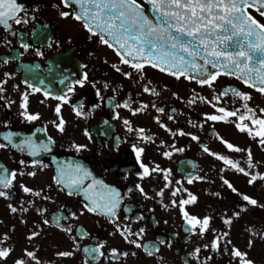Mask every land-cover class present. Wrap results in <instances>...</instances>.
<instances>
[{"label":"snow or ice","instance_id":"snow-or-ice-1","mask_svg":"<svg viewBox=\"0 0 264 264\" xmlns=\"http://www.w3.org/2000/svg\"><path fill=\"white\" fill-rule=\"evenodd\" d=\"M54 7L61 18L78 21L89 34V39L96 37L100 44L111 49L117 57V62L111 63V68L124 79L134 80L139 85L137 96L150 97L148 100H133L128 96L122 103L117 102L115 93L123 90L121 83L112 89L113 96L108 98L109 106L114 109L113 118L121 121L126 135L131 134L135 138V142L130 143V149L138 165L137 182L133 188L128 189V193L135 190L145 200L161 198L163 207L178 209L186 226L185 232L190 236L204 238L209 233L212 234L206 242L193 246L192 251L186 254L184 264H209L215 254L221 253L229 256V264H255L248 251L233 244L231 226L250 207L264 208V203L252 195L241 193L229 179L221 175L219 179L239 197V201L232 208L231 214L227 208L221 211L220 219L224 227L214 228L213 215L201 216L189 210L188 206L198 202V196L185 186L196 182L210 183L211 178L206 174L190 172L182 175L181 179H176L172 169L163 168L154 161L144 162L145 145L156 142L155 134L145 127L135 125L132 119L121 116L115 109H125L131 117L154 111L156 114L152 116L153 121L172 137V143L160 139L159 146L165 149L160 154L165 158L170 159L173 153H182L190 148V144L178 147L175 142L177 136L188 137L200 144L204 153L221 162L219 172L230 170L242 174L250 186L257 182L264 183V157L257 158L251 147H240L217 133L216 138L226 151H213L201 142L196 132L186 130L183 126L175 129L170 127L164 118L175 123L177 109L170 108L166 112L164 106L151 99H160L168 86L164 85L158 90L151 80L146 79L145 71L146 68H151L175 80L184 79L210 90L209 95H201L196 89H192L190 97H181L177 92H171L173 98L193 109L200 103L212 109L210 112L200 113V118L195 121L187 113H182L191 128L200 130L209 122L212 125L230 123L264 150V107L253 106L250 91L230 84L219 89L216 87L218 79L225 76L235 78L245 88L264 96V0H59ZM37 12L39 6L33 7L32 15H29L28 8L19 0H0V27L5 32L4 36H0V47L11 49L12 42L7 38L8 35H20L14 26L31 23L36 19ZM53 44L59 46V41H51L47 47H52ZM20 47L25 51L32 49L38 57L44 56L39 47L34 48L33 45L23 42L22 37ZM23 54L9 51L0 57V63L7 65L12 60H19ZM122 66H127L128 70H124ZM13 78L14 74L7 71L0 78V101H4V107L10 109L15 103L5 95L11 88L19 93V116L27 122H33L40 119V113L29 111V97L35 93H42L45 98L52 97L57 103L53 109L55 119L49 123L60 134L66 131L67 124L62 115L63 105L70 104L77 117L87 118L89 115L83 111L82 102L71 104L70 94L75 93L76 86L83 87L85 83L92 85L99 98V102L92 105L93 108L100 107L105 99L101 95V89L96 87L97 82L88 79L87 72L75 79L64 76L59 83L65 85L66 91L55 94L27 78L10 84ZM21 83L24 85L23 91L20 90ZM39 84L43 85L44 80H40ZM102 87L107 90L110 85L105 81ZM237 101L239 107L235 106ZM0 124L5 129L10 128V121L7 119L0 121ZM47 132L48 126L45 124L29 135L12 130L0 133L3 141L0 142V149H14L30 158L17 159V167L11 169L0 163V199L7 203L11 214L19 217L21 224H28L25 214L29 211L39 217L25 233L24 239L28 243L20 248L18 255L15 254L16 245L11 242L16 225L11 224L0 232V264H8L9 260L11 264H45L39 255L40 245L36 241L41 239L47 228H55L71 240L67 249L54 253L57 258L69 259L77 252H82V264H127L128 259L136 257L139 250L147 257L155 259L156 264H168L162 254V246L171 248V241L160 237L146 240V227L133 228V223L139 224L144 219L142 213H136L130 204L125 203V195L120 188L98 178L85 164L76 160L59 161L52 155L51 163L55 166V172L51 183L37 187L23 182L24 177L34 178L38 172L50 167L40 157L44 153H53L57 140ZM37 133H45L46 139L40 140ZM83 135L88 140L92 139L87 129L83 130ZM116 142L118 146L120 137L116 138ZM69 147L75 152L88 149L86 143L72 142ZM234 153H240L241 156L236 157ZM189 163L193 169H197L196 164ZM156 176L160 177L162 187L155 195H150L142 181ZM17 191L30 198H17ZM53 191L65 193L69 197L82 196L79 212L66 213L63 208H58L50 213L42 204L55 203L51 194ZM166 191L168 203L164 204ZM213 195L220 197L221 194L215 192ZM34 198H38L40 203ZM85 212L106 219L113 226L109 235L119 236L130 248L109 246L107 240H97L91 246L81 247L80 241L90 238L92 234L82 225L77 227L67 221L78 220ZM245 231L249 235V250L257 239L264 241V226L257 227L254 223H249ZM203 251L209 254L202 256ZM48 264H52V261L49 260Z\"/></svg>","mask_w":264,"mask_h":264},{"label":"flooded vegetation","instance_id":"flooded-vegetation-1","mask_svg":"<svg viewBox=\"0 0 264 264\" xmlns=\"http://www.w3.org/2000/svg\"><path fill=\"white\" fill-rule=\"evenodd\" d=\"M26 5L29 15H32V9L39 6V12L35 13L36 19L27 25L14 26L19 36L8 35L11 40V49L0 47V57L12 51L13 54L23 52V56L19 60H12L7 65L0 63V78L5 71L14 74L10 84L19 83L25 78L30 82H35L39 87L45 90H50L54 94L62 90L66 91L65 85L59 83L64 76H69L72 79L78 78L82 73H88L90 81H96V87L101 89V95L104 96V102L100 107L93 108L92 105L99 102V98L95 94V89L91 84L85 83L83 87L76 86V91L71 95V104L83 103V111L89 113L87 118L77 117L70 104L62 106V115L67 121L66 131L60 134L49 123L55 119L54 107L57 101L52 97L45 98L42 93H35L29 97V111L39 112L40 119L33 122H27L19 116V93L9 89L5 95L8 99L14 100L10 109L4 107V101H0V121L7 119L10 121V128L5 129L3 124H0V133L6 130L19 132L22 135H29L36 128L48 126V135H52L57 144L54 147L53 153H44L40 158L45 163L50 165L49 168L38 172L34 178L24 177L23 182L29 186L44 187L51 183V177L54 175L55 166L51 163V156L54 155L59 161L76 160L85 164L91 169L98 178L103 179L106 183L113 184L120 188L122 194L125 195V203L130 204L136 213H142L144 219L139 221V224L133 223V228L144 226L147 228L146 240H154L156 237L171 241V248L162 246V254L168 261V264H184L187 259L186 254L192 251L195 244H202L211 237V233L207 237L199 238L190 236L185 232V225L181 218L180 212L175 208H165L161 204V198L145 200L140 194L133 190L128 193L129 188L134 187L137 182L136 171L138 165L135 163V156L130 149V143L135 142V138L131 134L125 133V129L121 121L113 118L114 109L109 106L108 98L113 96L112 89L116 88L121 83L123 90L115 93L116 101L123 102V99L131 96L133 100L144 99L148 100V95L137 96L139 85L134 80L124 79L120 74L116 73L111 68V63L117 62V57L114 52L106 46L100 44L96 37L88 38V33L83 29L78 21L71 18H61L58 15L54 5L59 3V0H19ZM35 33V35H34ZM5 32L0 27V36H4ZM21 37L23 42L39 47L43 52V57H38L35 52L30 49L25 51L20 47ZM59 41V46L53 44L52 47H47L51 41ZM107 61V63L105 62ZM86 66V67H85ZM124 70H128L127 66H122ZM146 79L153 82L158 90L164 85L168 86V90L164 91L160 99L151 97L156 103L164 106L166 112L170 108L177 109V121L165 122L173 129L183 126L186 130L196 132L201 142L207 144L213 151L225 152L224 146L216 138L218 133L220 136L229 140L240 147H251L254 155L257 158L264 157L262 150L253 140L246 134L239 132L230 123H206L200 130L191 128L186 123L185 115H190L192 120L200 118V113L204 111H212L206 104L200 103L194 109L188 105L176 100L171 96V92H177L181 97H190L191 90L196 89L201 95H209L210 90L205 87L201 88L196 83H190L184 79L175 80L167 75L161 74L151 68H146ZM44 80V84L40 85L39 81ZM107 81L110 85L109 89H103V83ZM67 83V82H66ZM233 85L241 90L250 91L253 96V106L264 107V96L257 93L255 90L245 88V86L235 78L221 76L216 82V87ZM24 85L21 83L20 90L23 91ZM43 101V103H42ZM231 106V100H229ZM236 107H239L237 101ZM119 111L121 116L129 117L137 126L145 127L150 133L156 136L154 144L145 145V153L143 154L144 162L154 161L160 164L163 168L172 169V173L176 179H181L182 175H187L192 172L194 174H206L211 178L212 182H196L192 185H185L192 193L198 196V202L195 205L188 206L189 210L198 215H213L214 219L212 226L221 229L222 225L220 213L223 209H229L231 214L232 208L239 201V197L232 193L223 182L219 179L221 175L229 179L233 185L241 192L252 195L264 203V183L257 182L253 185L247 183V178L239 173L230 170L219 172L222 166L221 162L216 161L212 156L204 153L195 141H191L188 137L177 136L175 138L176 145L183 147L191 145L190 148L182 153H173L172 157L165 158L160 153L165 150L160 147V139L166 143H172V137L161 129L152 119L156 113H149L131 117L125 109H115ZM107 121V123H105ZM87 129L92 139L88 140L83 135V130ZM40 140H45V133H37ZM120 137V143L117 146L116 138ZM18 139V138H17ZM0 142H3L0 139ZM72 142L86 143L88 149L75 152L69 145ZM236 157L241 156L240 153L233 154ZM20 158L30 159L23 156L14 149H0V163L11 168L17 167L16 160ZM192 162L197 165V169L191 167ZM202 170V171H200ZM145 190L150 195H155V192L162 187V182L159 176L152 179L142 181ZM55 187V186H53ZM219 192L221 195L217 197L213 193ZM52 196L55 203L43 202L42 206L47 207L50 213H54L58 208H63L65 212L77 211L80 209L82 196H67L65 193L53 191ZM23 196L25 200L30 197L27 194H22L17 191V198ZM37 202L40 203L38 198ZM163 203H168V194L165 192ZM28 224L19 223V217L11 214L7 208V203L0 199V232H3L11 224L16 225V231L12 236V243L16 245V253L19 254L20 248L24 247L28 242L24 239L25 233L31 228L34 220L39 217L32 211L25 214ZM158 221V223H156ZM167 221V223H165ZM75 226H83L92 234L90 238L80 241L81 247L84 245L91 246L95 241L107 240L108 245H119L124 249H129L130 246L125 244L119 236H110L113 231V226L103 217H99L85 212L79 216L78 220H68ZM249 223H254L257 227L264 226V208L250 207L249 210L242 214L241 218L236 220L231 226V239L234 245L242 250L249 252V257L254 260L255 264H264V241L256 240L252 248H247L249 239L248 232L245 231ZM39 255L44 259L45 264L51 260L52 264H82L83 253L77 252L76 255L69 259L57 258L54 253L57 250L67 249L71 245V240L62 232L55 228H47L45 234L39 241ZM209 253L203 251L202 256ZM158 259V258H157ZM11 264V260L8 261ZM102 264V262H101ZM127 264H156V260L147 257L143 252L137 250L136 257H130ZM209 264H229V256L227 254H215ZM235 264V262H233Z\"/></svg>","mask_w":264,"mask_h":264}]
</instances>
